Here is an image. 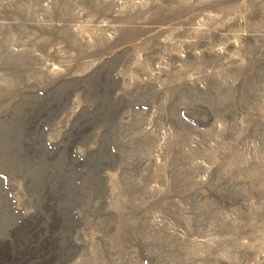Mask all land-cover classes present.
<instances>
[{"label": "rangeland", "instance_id": "rangeland-1", "mask_svg": "<svg viewBox=\"0 0 264 264\" xmlns=\"http://www.w3.org/2000/svg\"><path fill=\"white\" fill-rule=\"evenodd\" d=\"M0 264H264V0H0Z\"/></svg>", "mask_w": 264, "mask_h": 264}]
</instances>
